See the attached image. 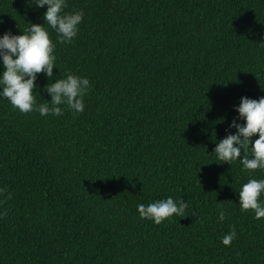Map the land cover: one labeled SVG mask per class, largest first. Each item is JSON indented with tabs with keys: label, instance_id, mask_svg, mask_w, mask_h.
I'll list each match as a JSON object with an SVG mask.
<instances>
[{
	"label": "trees",
	"instance_id": "trees-1",
	"mask_svg": "<svg viewBox=\"0 0 264 264\" xmlns=\"http://www.w3.org/2000/svg\"><path fill=\"white\" fill-rule=\"evenodd\" d=\"M34 3L0 0V35L43 24ZM67 5L83 22L71 43L45 25L57 68L37 74L34 96L48 103L44 85L68 73L90 88L75 118L0 98V264H264V218L238 203L264 170L212 152L240 97L264 96V0ZM168 196L185 217H139L138 204Z\"/></svg>",
	"mask_w": 264,
	"mask_h": 264
},
{
	"label": "clouds",
	"instance_id": "clouds-1",
	"mask_svg": "<svg viewBox=\"0 0 264 264\" xmlns=\"http://www.w3.org/2000/svg\"><path fill=\"white\" fill-rule=\"evenodd\" d=\"M34 5L37 8L47 6L43 24L31 23L20 34L5 31L0 35V98L6 99L21 113L38 111L41 116H60L64 111L62 106L66 105L75 118L84 111L83 98L90 88L87 79L68 73L65 78L45 84L43 92L51 97L50 100L44 99L48 103L37 104L33 90L38 88L37 74L43 71L49 81L54 77L53 68L56 67V45L45 25L56 32L60 43H71L83 22L84 12H66L67 0H35ZM234 109L238 115L229 124L225 137L213 149L216 157L213 161L232 164L239 160L245 171L264 170V96L259 99L241 96ZM254 136L257 138L253 140ZM262 194L264 178H251L242 184L238 191L241 211H253L257 220L264 218ZM186 208L187 203L182 198L174 200L171 196L147 205H137L139 217L157 225L174 215L185 217ZM226 215V211L220 209L218 219L223 221ZM236 236L233 229L221 243L230 245Z\"/></svg>",
	"mask_w": 264,
	"mask_h": 264
}]
</instances>
